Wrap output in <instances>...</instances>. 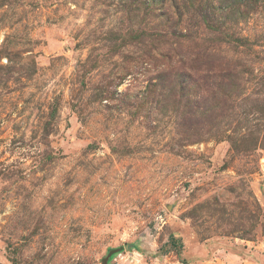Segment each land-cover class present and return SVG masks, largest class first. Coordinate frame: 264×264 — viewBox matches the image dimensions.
I'll list each match as a JSON object with an SVG mask.
<instances>
[{
  "label": "rangeland",
  "instance_id": "374dc122",
  "mask_svg": "<svg viewBox=\"0 0 264 264\" xmlns=\"http://www.w3.org/2000/svg\"><path fill=\"white\" fill-rule=\"evenodd\" d=\"M0 264H264V0H0Z\"/></svg>",
  "mask_w": 264,
  "mask_h": 264
}]
</instances>
